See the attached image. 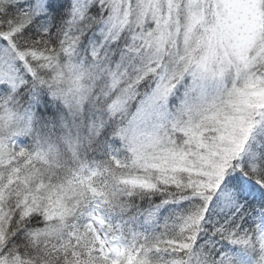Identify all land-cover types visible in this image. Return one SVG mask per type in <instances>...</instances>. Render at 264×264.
I'll return each mask as SVG.
<instances>
[{
    "label": "snow or ice",
    "instance_id": "snow-or-ice-1",
    "mask_svg": "<svg viewBox=\"0 0 264 264\" xmlns=\"http://www.w3.org/2000/svg\"><path fill=\"white\" fill-rule=\"evenodd\" d=\"M0 264H264V0H0Z\"/></svg>",
    "mask_w": 264,
    "mask_h": 264
}]
</instances>
